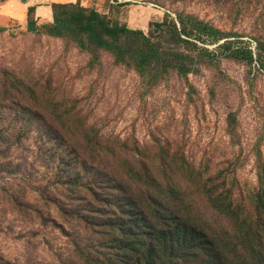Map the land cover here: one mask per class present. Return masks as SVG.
<instances>
[{
  "label": "rangeland",
  "instance_id": "374dc122",
  "mask_svg": "<svg viewBox=\"0 0 264 264\" xmlns=\"http://www.w3.org/2000/svg\"><path fill=\"white\" fill-rule=\"evenodd\" d=\"M100 1L104 11L95 0L56 10L65 22L60 37L49 35L52 24L34 23L36 32L28 31L27 23L0 24V100L16 98L1 103L0 110L77 114L69 131L67 123L61 124L62 149L57 154L50 144L37 152L29 141L13 152V161L7 154L0 156V168L20 167L11 184L0 172V264H82L73 254L78 227L66 223L68 234H63L40 224L33 212L53 209L49 197H57L58 190L67 195L68 187L58 178L79 169L80 129L89 131L90 146L102 151L99 159L119 154L108 147H122L130 158H175L182 167L172 171L176 175L201 174L215 185L227 177V187L247 206L257 187V158L264 160V72L257 61L250 65L225 57L196 58L187 76L162 64L140 73L105 50L91 49L80 21L96 11L109 27L127 26L149 36L151 25L168 15L175 20L191 16L229 34V39L205 45L209 51L231 40L243 43L256 58L257 41L264 42V0ZM17 81L24 86L21 94L13 90L4 95L1 83L16 86ZM80 173L88 180L89 166ZM37 193L40 200H35ZM194 196L206 208L205 199Z\"/></svg>",
  "mask_w": 264,
  "mask_h": 264
},
{
  "label": "trees",
  "instance_id": "16d2710c",
  "mask_svg": "<svg viewBox=\"0 0 264 264\" xmlns=\"http://www.w3.org/2000/svg\"><path fill=\"white\" fill-rule=\"evenodd\" d=\"M74 5L53 6V23L48 27L50 36H62L61 24L65 22L59 20L56 10ZM31 13L30 9L28 15ZM28 17V31L36 32L38 28L31 16ZM80 24L88 35L91 49L105 50L121 64L133 66L140 73L162 64L187 76L196 58L216 57L250 65L257 61L264 72V42L257 41L256 58L243 43L231 40L209 51L205 45L229 39V34L224 35L191 16L178 15L175 20L168 15L162 22L151 25L149 36L127 26L109 27L96 11L82 15ZM127 42L130 48L125 47ZM14 83L16 86L7 87L1 83L4 95L13 90L21 94L23 83ZM4 98L0 105L16 100L11 96ZM76 116L73 110H0V156L7 154L13 161V152L29 141L37 152L50 144L54 155L57 154L62 149L59 145L63 137L59 133L61 124L67 123L65 131H69ZM78 133L83 147L79 169H69L67 176L58 178L68 187L67 195L62 196L58 190L57 197H49L53 198L50 199L53 209L45 213L36 208L33 212L40 224L59 228L63 234H68L66 223L78 227L73 254L82 264H264V160L261 156L256 163L258 184L247 206L227 187V177L219 185L201 174L183 177L172 172L182 168L175 158H130L122 147L106 148L111 153L117 149L119 154L99 159L100 149L90 146L89 131L80 129ZM92 151H97L95 156ZM87 166L88 180L80 173ZM19 169L16 164L1 167L0 172L7 174V182L11 184ZM195 194L205 199L206 208L198 204ZM40 195L37 193L35 200H40ZM66 200L71 204L64 203Z\"/></svg>",
  "mask_w": 264,
  "mask_h": 264
},
{
  "label": "crops",
  "instance_id": "0c3cea01",
  "mask_svg": "<svg viewBox=\"0 0 264 264\" xmlns=\"http://www.w3.org/2000/svg\"><path fill=\"white\" fill-rule=\"evenodd\" d=\"M88 2L90 5L95 3L94 0H0V24L24 25L28 23V16H31L36 25H49L53 23V6L70 4L87 6ZM97 5L104 11L102 1L99 0ZM30 9L32 13L28 15ZM133 22L137 24L139 21L134 18Z\"/></svg>",
  "mask_w": 264,
  "mask_h": 264
},
{
  "label": "built area",
  "instance_id": "2783aa9c",
  "mask_svg": "<svg viewBox=\"0 0 264 264\" xmlns=\"http://www.w3.org/2000/svg\"><path fill=\"white\" fill-rule=\"evenodd\" d=\"M118 2H119V3H125V2H128V3H129L130 0H111V3H112V4H116V3L118 4Z\"/></svg>",
  "mask_w": 264,
  "mask_h": 264
}]
</instances>
